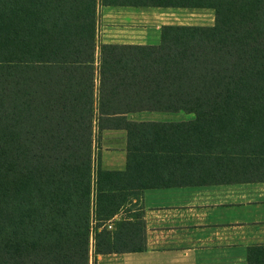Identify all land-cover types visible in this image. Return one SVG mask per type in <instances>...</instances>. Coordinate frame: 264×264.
Returning <instances> with one entry per match:
<instances>
[{"label": "trees", "instance_id": "trees-1", "mask_svg": "<svg viewBox=\"0 0 264 264\" xmlns=\"http://www.w3.org/2000/svg\"><path fill=\"white\" fill-rule=\"evenodd\" d=\"M97 2L211 7L214 21L96 47ZM105 128L125 130L122 170L93 153ZM250 155L264 162V0H0V264H87L89 240L139 250V211L132 237L106 227L125 194ZM245 264H264V243Z\"/></svg>", "mask_w": 264, "mask_h": 264}, {"label": "crops", "instance_id": "crops-1", "mask_svg": "<svg viewBox=\"0 0 264 264\" xmlns=\"http://www.w3.org/2000/svg\"><path fill=\"white\" fill-rule=\"evenodd\" d=\"M156 7L182 9L183 6L96 3V28L100 42L157 43L159 25L181 23L151 19ZM167 10V11H168ZM160 11V10H159ZM176 112L175 114H160ZM133 120H186L181 111L137 110L126 113ZM102 133L118 134V162L104 150L100 166L125 167L126 133L123 128H105ZM106 153V154H104ZM264 162L257 156L232 160L220 171L206 164L179 174L160 186L125 194L118 213L107 223L113 229L126 221L132 237L133 222L138 229L141 213L143 246L139 250L95 252L88 243L87 264H245L246 249L264 243ZM168 180V179H167ZM135 213V214H134ZM122 230V229H121ZM128 242H132L131 240Z\"/></svg>", "mask_w": 264, "mask_h": 264}, {"label": "rangeland", "instance_id": "rangeland-1", "mask_svg": "<svg viewBox=\"0 0 264 264\" xmlns=\"http://www.w3.org/2000/svg\"><path fill=\"white\" fill-rule=\"evenodd\" d=\"M182 9H170L156 7L155 13H152L151 19L154 20L155 24H160L164 20H179L181 23H171V24H188V25H212L214 21V10L211 7L202 6H183ZM160 10V11H159ZM168 10V11H167ZM169 24V23H167ZM159 25V30H160ZM98 30H100V25L95 31V42L96 47L101 43L98 38ZM176 113V112H175ZM174 112H162L160 114H175ZM95 143L93 145V153L97 157L100 164V158L104 150L111 149L107 152L111 154V159L118 162V134L117 133H102L94 135ZM106 154V153H104Z\"/></svg>", "mask_w": 264, "mask_h": 264}, {"label": "built area", "instance_id": "built-area-1", "mask_svg": "<svg viewBox=\"0 0 264 264\" xmlns=\"http://www.w3.org/2000/svg\"><path fill=\"white\" fill-rule=\"evenodd\" d=\"M106 226H107V227H110V224H109V223H107V224H106Z\"/></svg>", "mask_w": 264, "mask_h": 264}]
</instances>
